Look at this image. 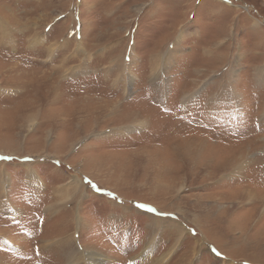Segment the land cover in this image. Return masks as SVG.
I'll return each instance as SVG.
<instances>
[{
    "label": "rangeland",
    "instance_id": "1",
    "mask_svg": "<svg viewBox=\"0 0 264 264\" xmlns=\"http://www.w3.org/2000/svg\"><path fill=\"white\" fill-rule=\"evenodd\" d=\"M0 264H264V0H0Z\"/></svg>",
    "mask_w": 264,
    "mask_h": 264
},
{
    "label": "bare ground",
    "instance_id": "2",
    "mask_svg": "<svg viewBox=\"0 0 264 264\" xmlns=\"http://www.w3.org/2000/svg\"><path fill=\"white\" fill-rule=\"evenodd\" d=\"M1 59H2V58H1ZM3 67H4V66H3ZM53 86H54V85H53ZM113 106H114V105H113ZM94 108H96V107H94ZM97 109H98V111H99L100 109H104V108H103V106H99ZM90 110H92V109H89V107H88V110H86V109H85V110L82 109L81 112H84V113H90V112H89ZM106 110H107V108H105L104 112H106ZM108 110H109L111 116H113V115L116 114V110H115L114 108L111 107V108H109ZM108 110H107V111H108ZM94 111H95V110H94ZM99 112H100V111H99ZM101 113H102V111H101ZM101 113H99V116H100ZM31 116H33V114H32ZM97 117H98V116H97ZM134 119H135V118H134ZM187 150H188V149H187ZM185 152H186V151H185ZM192 156H193V155H192ZM190 157H191V156H190ZM232 165H233V164H232ZM233 166L236 167V165H233ZM234 241H235V240H234ZM88 255H89V254H88ZM90 258H91V257L87 256V254H86V256H85L83 259H84V260L86 259L87 261H89Z\"/></svg>",
    "mask_w": 264,
    "mask_h": 264
}]
</instances>
